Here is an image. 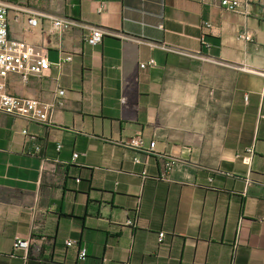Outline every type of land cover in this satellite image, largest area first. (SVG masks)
<instances>
[{
	"label": "crops",
	"instance_id": "obj_1",
	"mask_svg": "<svg viewBox=\"0 0 264 264\" xmlns=\"http://www.w3.org/2000/svg\"><path fill=\"white\" fill-rule=\"evenodd\" d=\"M0 1L50 115L0 112V264H264V0Z\"/></svg>",
	"mask_w": 264,
	"mask_h": 264
},
{
	"label": "built area",
	"instance_id": "obj_2",
	"mask_svg": "<svg viewBox=\"0 0 264 264\" xmlns=\"http://www.w3.org/2000/svg\"><path fill=\"white\" fill-rule=\"evenodd\" d=\"M219 4L229 11H235L243 3H249L252 0H216ZM9 6L7 3L0 1V112L22 117L38 123H49L50 115L47 106L32 97H18L6 91V78L9 74H17L22 80L26 81L31 74L39 73L49 67L44 50L36 49L32 45L22 41L10 39L8 35V15ZM102 9V7H100ZM54 30H66L74 25V21L68 18L54 17L51 19ZM29 26L34 27L37 24V18L33 15L27 18ZM89 31L83 35L84 41L89 45H96L101 42L103 33L98 27H89ZM65 60H70V56H66ZM154 65V60L141 63L139 66L144 68ZM64 91L59 90L58 95H63ZM57 105H62L61 100H57ZM23 133H26L24 130ZM128 147L138 151L149 152L154 144L150 143L149 147L144 145L140 136L131 137L126 143ZM60 146L58 145V148ZM77 154L74 153L72 158L75 159ZM172 161H167L165 167L170 170ZM163 233H159L162 238ZM73 241H67L66 245L70 246ZM26 246V242L16 241L14 247ZM86 249L83 247L79 250V258L86 257Z\"/></svg>",
	"mask_w": 264,
	"mask_h": 264
}]
</instances>
